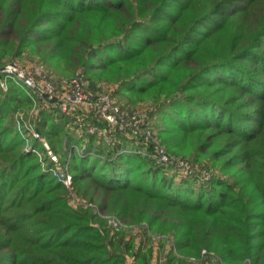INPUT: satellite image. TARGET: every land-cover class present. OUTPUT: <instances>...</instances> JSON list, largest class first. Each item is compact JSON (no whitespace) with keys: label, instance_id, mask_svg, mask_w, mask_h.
Listing matches in <instances>:
<instances>
[{"label":"trees","instance_id":"obj_1","mask_svg":"<svg viewBox=\"0 0 264 264\" xmlns=\"http://www.w3.org/2000/svg\"><path fill=\"white\" fill-rule=\"evenodd\" d=\"M17 57L116 84L122 110L166 122L138 138L144 153L90 135L78 156L68 117L42 111L40 133L71 150L65 187L12 127L33 101L0 90V264H264V0H0V62ZM156 143L193 166L209 154L222 174L180 175L152 161Z\"/></svg>","mask_w":264,"mask_h":264},{"label":"built area","instance_id":"obj_2","mask_svg":"<svg viewBox=\"0 0 264 264\" xmlns=\"http://www.w3.org/2000/svg\"><path fill=\"white\" fill-rule=\"evenodd\" d=\"M2 65L0 76L10 78L8 82L21 87L24 94L33 101V109L36 115L43 111L59 112L68 117L66 126L74 130L75 136L81 142L79 146L70 144V149L73 147L78 156L85 155L84 149L90 135H94L96 142L112 143L113 140L118 139L117 135L122 134L125 138L146 146V143L139 142L138 138H141L140 141L146 142L147 138L151 136L149 129L146 128L147 112L122 110L110 93L97 88L92 90L88 87L84 83L82 73L74 77L54 79L46 70L38 67H20L15 63ZM0 85L5 90L7 89L4 81H1ZM23 115L22 111L17 110L15 117L17 121L16 132L25 138V135L29 134L30 139H32L30 147L32 150L34 149L41 170L50 174L58 183L69 187L72 182V173L69 171L71 150L66 148V138L62 142L63 150L66 152L65 155L60 156L53 150L45 136L40 135L39 132H33L32 129L26 131L21 126ZM32 115L34 114L32 113ZM141 152L144 153V150ZM151 153L152 158L159 164H173L181 175L188 176L194 173L192 164L187 163L186 160L175 159L157 143L153 146ZM198 175L203 179L209 178V173L206 170H201ZM108 223L115 230L119 229L121 225L115 217L109 218ZM201 253H205V250H202Z\"/></svg>","mask_w":264,"mask_h":264},{"label":"rangeland","instance_id":"obj_3","mask_svg":"<svg viewBox=\"0 0 264 264\" xmlns=\"http://www.w3.org/2000/svg\"><path fill=\"white\" fill-rule=\"evenodd\" d=\"M4 63H15L16 65H18V66H20V67H38V68H40V69H42V70H45L46 69V67L44 66V65H42V64H40V63H36V62H33V61H31L30 59H28V58H26V57H24V58H20V57H17V58H14L13 60H10V59H8V58H6L5 60H2V62H0V67H2L3 65L2 64H4ZM79 73H82L81 71H78V72H76L75 74H74V76H76L77 74H79ZM83 74V73H82ZM73 76V77H74ZM83 77H84V83L88 86V84H89V81H88V79L86 78V76H84V75H82ZM53 77V76H52ZM71 77V76H70ZM54 78V77H53ZM9 79L10 78H6L5 76H0V82L2 81H4V84H6V87H7V89L10 87V86H12L13 85V83L12 82H8L9 81ZM55 79V78H54ZM15 86H19V85H15ZM101 86L102 87H104L103 89L104 90H101V91H103V92H108V93H110L111 95H112V93L114 92V90L116 89V84H101ZM98 87V86H97ZM20 89H21V87H19ZM6 89V90H7ZM0 90H3V91H6L5 89H4V87H2L1 85H0ZM22 90V89H21ZM23 91V90H22ZM112 97H113V95H112ZM2 98V97H1ZM115 99V98H114ZM142 107H138L137 109L138 110H140V109H142V110H148V109H152L150 106H145V104H143V105H141ZM33 107H34V105L33 104H31V106L29 107V108H27V107H25L24 109H22V112H23V119H22V122H21V126H23V128H25V130L26 131H28V130H30V129H32L33 130V132H39V134L40 135H42V136H45V135H43V134H41L40 133V131L38 130V128H37V126L39 125V123L38 122H40V119H39V116H40V114L41 113H39L38 115H36V113L34 112V109H33ZM135 111V112H143V113H146V111L144 112V111ZM32 113L34 114V115H32ZM53 114H57V113H53ZM16 115H17V110L13 113V114H11L10 113V118H11V120H12V127L14 128V130L16 131L17 130V121L15 120V117H16ZM156 119H153L152 121H151V124H152V127H150V129L148 128V127H146V128H148L149 129V131H150V133H154V132H156L157 130H158V128L156 127V126H158L159 128H161L162 127V122H166V119H165V117L163 118V119H160V117L159 116H156L155 117ZM165 119V120H164ZM167 124V123H166ZM165 125V124H164ZM74 131V130H73ZM18 135H19V139L21 140V142H22V144H21V149H22V152H24L25 154H28V155H34L35 156V153H34V149L32 150L31 149V147H30V145H32L31 143H32V139H30V137H29V134H27V135H25L26 136V138L25 137H21V135L18 133ZM77 138V137H76ZM8 140V139H7ZM75 140V139H74ZM26 141H28V144H26ZM49 141V143H50V145H51V141L50 140H48ZM61 141H62V139H61ZM7 142V141H6ZM74 142V141H73ZM73 142H71L72 144H74ZM38 142L36 141V144H37ZM70 143V144H71ZM33 144L35 145V143L33 142ZM54 144V143H53ZM54 146H55V148L56 149H58L56 152L60 155V156H62V150H63V147H62V142H60V143H55L54 144ZM147 148H146V146H144L143 147V150H146ZM185 149V148H184ZM32 150V151H31ZM123 150H128V148H126V149H123ZM211 150L212 149H209V153L211 152ZM92 155V154H91ZM209 156V154H205V156H203V157H200L198 160H196V163H194L195 165L193 166H191L192 168H193V172H195V173H198V170H196V167L198 166V165H206L207 167H211L212 166V168H214L215 170H213L214 172H217V173H215V174H222V172L221 171H219V169H218V165L220 164L219 162V160H210V158H207ZM36 159H37V161H39L38 160V158L36 157ZM152 161L153 162H155L156 160H154V159H152ZM187 161V160H186ZM157 162V161H156ZM158 163V162H157ZM187 163H189L188 161H187ZM191 164V163H190ZM215 166V167H214ZM195 169V170H194ZM164 170V172H166V173H169V172H172L170 169L169 170H167V168H164L163 169ZM46 173V172H45ZM170 174V173H169ZM181 175V174H180ZM177 178H179L178 176H177ZM69 190H71V189H69ZM69 194L71 195L70 196V198L68 199V204L71 206V207H73V208H77L78 207V205L80 204L81 205V203H82V200L80 199V197L77 195V194H75V193H73L72 191L71 192H69ZM79 205V206H80ZM107 217H105L107 220H106V222H107V224L106 225H108L109 223H108V220H109V218H111V217H113V215H106ZM15 223V222H14ZM94 225H97V223H94ZM113 230H114V228H112ZM136 230H133L131 233L133 234L134 232H135ZM125 232H127V231H125ZM128 238V237H127ZM132 263V261H131V258H130V256H128L127 257V264H131Z\"/></svg>","mask_w":264,"mask_h":264}]
</instances>
